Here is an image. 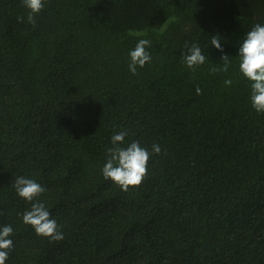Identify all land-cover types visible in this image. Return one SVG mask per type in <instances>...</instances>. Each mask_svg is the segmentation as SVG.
<instances>
[{
    "label": "trees",
    "instance_id": "trees-1",
    "mask_svg": "<svg viewBox=\"0 0 264 264\" xmlns=\"http://www.w3.org/2000/svg\"><path fill=\"white\" fill-rule=\"evenodd\" d=\"M27 14L21 0H0V225L14 229L5 264H264V114L236 63L264 0H45L34 25ZM213 35L227 73L215 70ZM140 37L153 59L133 75L126 53ZM184 40L208 58L194 70ZM120 130L162 148L128 191L100 171ZM17 176L44 186L63 239L22 223L30 203Z\"/></svg>",
    "mask_w": 264,
    "mask_h": 264
},
{
    "label": "clouds",
    "instance_id": "clouds-1",
    "mask_svg": "<svg viewBox=\"0 0 264 264\" xmlns=\"http://www.w3.org/2000/svg\"><path fill=\"white\" fill-rule=\"evenodd\" d=\"M22 6L27 10L26 17H20L21 22L36 23V16L45 6V0H21ZM209 44L212 48L222 53L219 67L215 70L228 72L232 61L223 53L219 35L211 36ZM239 47L236 54L237 70L240 76L249 85V102L253 110L264 114V23L254 24L238 41ZM152 41L147 37L136 39L134 45L127 50V70L135 75L138 69L151 63L153 57L149 49ZM181 56L184 65L194 70L203 65L208 59L200 44L196 40H184ZM224 85L231 86L233 80L229 77L223 81ZM201 87H195V93L200 95ZM127 130L114 131L110 137V147L101 167V175L105 180L111 181L122 191L134 189L143 181L148 167V161L154 154H160L161 145L153 142L149 147L142 145L139 140H126ZM16 195L30 207L20 213L22 223L31 227L38 236L49 238L53 241L63 239L57 221L52 217L48 207L45 206L41 195L46 191L43 185L36 180L17 176L12 181ZM13 226L0 225V264H5L9 250L13 247Z\"/></svg>",
    "mask_w": 264,
    "mask_h": 264
}]
</instances>
